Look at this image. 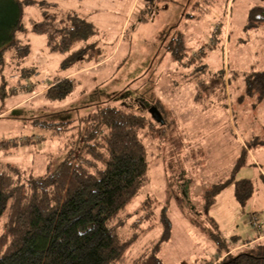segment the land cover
<instances>
[{"label":"rangeland","instance_id":"rangeland-1","mask_svg":"<svg viewBox=\"0 0 264 264\" xmlns=\"http://www.w3.org/2000/svg\"><path fill=\"white\" fill-rule=\"evenodd\" d=\"M48 1L55 4L50 12L73 11L94 24V36L77 48L96 44L100 56L90 65L85 60L62 69L65 56L51 53L46 38L31 31V21L43 20L42 8L24 6L25 30L16 42L31 52L22 60L14 51L5 54L0 89L6 81L9 95L0 93V142L17 145L0 146V166L15 167L14 178L31 171L41 176L48 167L54 171L79 144L81 119L108 106H128L150 118L142 101L150 106L159 100L168 123L161 127L163 135L144 140L150 182L119 217L123 236H133L136 223L142 229L125 264L157 246L165 264H217L226 256L218 259V245L207 232L215 230L211 220L226 243L240 246L234 253L250 241L248 247L264 244V238L258 241L264 235V102L246 94V75L264 70V28L245 31L248 13L264 0H158L153 7L140 0ZM177 53L184 57L176 59ZM26 71L30 76L23 79ZM67 76L78 80V91L62 102H48L46 90ZM19 80L29 91L12 95ZM200 80L210 88L197 102ZM176 137L184 143L178 151ZM242 156L245 165L233 174ZM233 176L253 182L249 203L240 205L230 185L205 213L207 192ZM252 215L261 231L252 227Z\"/></svg>","mask_w":264,"mask_h":264},{"label":"trees","instance_id":"trees-1","mask_svg":"<svg viewBox=\"0 0 264 264\" xmlns=\"http://www.w3.org/2000/svg\"><path fill=\"white\" fill-rule=\"evenodd\" d=\"M140 1L146 7H153L158 0ZM36 3L43 10V20L31 21V31L46 38L51 53L65 56L61 68L68 70L85 60L92 64L100 54L97 45L77 47L94 36V24L73 11L50 12L55 4L48 0H7L4 4L0 2V75L4 72L6 52H16V57L21 60L30 54L31 47L19 46L16 39L17 34L25 30L22 23L24 6ZM143 13L144 10L142 22H147L149 19ZM248 14L247 33L264 28V5L252 8ZM183 57L177 53L176 59ZM27 73L23 79L30 76ZM221 75L223 83L226 74L222 72ZM3 82L0 93L5 98L9 93L7 82ZM19 82L12 95L25 88L23 81ZM246 83V94L259 103L264 102V70L247 74ZM198 85L197 102L203 99L202 91L210 88L203 80L198 81ZM216 85L214 82L211 86L216 89ZM78 87L79 82L74 76L56 79L44 93V98L48 102H62L72 97ZM23 91L28 93L29 89ZM142 106L148 110L154 106L159 109L165 124L157 122L152 115L148 118L138 114L128 106L100 108L80 120L79 144L76 141L75 148L54 171L48 167L41 176L31 171L26 176L14 178L10 174L18 172L15 167L8 165L5 170L0 166V264L126 263L127 253L139 239L137 232L142 229L136 223L133 236H123L125 224L119 217L150 182L145 138L163 135L161 127L168 123L159 100L150 106L142 101ZM30 142L31 138L24 143ZM173 143H176L175 151L184 145L177 137ZM16 145V141L0 142L1 149ZM244 161L242 156L233 174L245 165ZM230 185H235V197L240 205L249 203L255 191L253 182L250 179L235 180L233 176L225 182L215 183L207 192L205 213L209 215L216 197ZM212 221L215 230L208 229L207 232L218 245V259L226 256L217 264H264L263 243L248 247L253 244L250 241L243 245L244 249L234 253L232 251L240 246L226 243L217 222L211 220L210 223ZM193 222L201 231L207 230L204 224ZM160 247L157 246L153 253L144 254L134 264H165L157 255Z\"/></svg>","mask_w":264,"mask_h":264},{"label":"water","instance_id":"water-1","mask_svg":"<svg viewBox=\"0 0 264 264\" xmlns=\"http://www.w3.org/2000/svg\"><path fill=\"white\" fill-rule=\"evenodd\" d=\"M150 114L152 115L153 119H155L157 122L161 124H165V121L162 118V114L159 109H157L155 106L150 108Z\"/></svg>","mask_w":264,"mask_h":264},{"label":"built area","instance_id":"built-area-1","mask_svg":"<svg viewBox=\"0 0 264 264\" xmlns=\"http://www.w3.org/2000/svg\"><path fill=\"white\" fill-rule=\"evenodd\" d=\"M250 223L252 225V227L255 229V230H258V231H261V224H260V220L258 219L257 216H254L252 215L250 217Z\"/></svg>","mask_w":264,"mask_h":264},{"label":"crops","instance_id":"crops-1","mask_svg":"<svg viewBox=\"0 0 264 264\" xmlns=\"http://www.w3.org/2000/svg\"><path fill=\"white\" fill-rule=\"evenodd\" d=\"M67 77H70V76H67ZM220 195H221V194H220ZM262 238H264V235H263L262 237H260V238L258 239V241L261 240Z\"/></svg>","mask_w":264,"mask_h":264}]
</instances>
